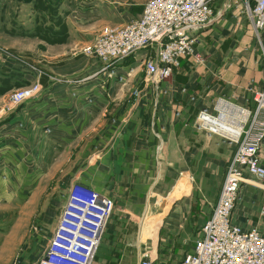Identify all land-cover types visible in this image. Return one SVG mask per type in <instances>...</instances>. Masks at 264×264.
<instances>
[{
	"label": "crops",
	"instance_id": "1",
	"mask_svg": "<svg viewBox=\"0 0 264 264\" xmlns=\"http://www.w3.org/2000/svg\"><path fill=\"white\" fill-rule=\"evenodd\" d=\"M215 11L213 21L195 32V55L182 59L173 74L158 83L148 81L145 75V59L155 53L151 47L111 65L95 56L69 54L68 48L57 47L51 52L45 74L35 78L43 90L27 102L30 106L20 105L0 120V262L4 258L5 236L12 235L20 241V229L6 230L3 226L4 202L17 200L9 198L10 187L20 189L15 178L27 166L30 168V163L26 165L20 157L19 140L28 139L31 148L38 135L47 138V151L62 150L60 158L65 159L69 153L66 143L76 140L71 146L76 148L75 155L71 153L75 163L64 160L53 167L63 174L62 182L69 184L68 174L76 170L82 174L78 181L111 195L116 202L96 253V264H139L147 249L154 264H179L193 250L218 202L237 148L228 138L199 129L198 115L204 108L216 110L219 99L254 110L252 89L264 88V52L246 14L245 0H216ZM68 25L73 36L75 28L69 20ZM260 38L264 43V29ZM8 97V92L2 95L0 104ZM117 104L123 105L113 113L112 135L105 144L98 138L94 147L95 142L92 144L82 134L84 126L79 127L78 121L77 125L71 123L76 115L82 122L92 115L98 116L92 120V128L102 126L101 117ZM154 135L163 141L162 152L156 151ZM11 150L17 154L13 159L5 156ZM260 155L264 161V137ZM104 172L117 177L97 179ZM249 180L240 187L232 220L264 233V181L255 176ZM93 194L110 213L113 204L107 199L105 204V197ZM154 199H158L159 206H153ZM155 228L161 232L177 230L181 242L190 239V247L184 248L187 252L174 260L165 256L157 246Z\"/></svg>",
	"mask_w": 264,
	"mask_h": 264
},
{
	"label": "rangeland",
	"instance_id": "2",
	"mask_svg": "<svg viewBox=\"0 0 264 264\" xmlns=\"http://www.w3.org/2000/svg\"><path fill=\"white\" fill-rule=\"evenodd\" d=\"M147 1L148 0H0V86L6 84L4 83L5 74L12 71L11 65H20L22 68L21 71L24 73L22 76H18L15 73L9 83H7L9 85L14 84V88L8 91L9 97L6 102L0 104V108L8 102L14 90L40 82V80H35V78L37 74L39 76L45 74L44 70H47L46 64L52 59L51 52L54 49L57 47L68 48V50H70L69 54L78 52L85 56H93L86 54L84 49L91 46L105 28L123 26L124 23L126 25V23L128 24L138 19ZM247 1L253 5L254 0H245V3H247ZM68 20L75 28L76 33H73V36H70L68 32ZM52 25L59 27L58 29L60 30L55 32ZM49 27H51V29L48 31ZM29 30H34L35 32L29 33ZM29 57H31V60ZM37 67H42L43 70L41 71L37 69ZM145 75L147 77V71ZM40 84L42 85L41 82ZM42 90L43 86L39 93ZM130 93L132 92H129V94ZM2 95H0V97ZM36 95L34 97H36ZM127 98H129V96ZM31 99L26 100L21 106H30L31 103L27 102ZM122 105L123 104L113 105L109 111L105 112L99 121V124H102V126L96 124V126L92 128V120L98 117H92V115L89 120L85 118L83 122L80 117L76 115L71 119V123L77 125V123L80 122L78 123L79 127L84 126L83 130H81L82 134L87 140L90 139L92 144L95 142L94 147L97 145L96 142L98 138H102L105 144L112 135L111 119H113V113ZM84 112L87 114L88 111ZM212 114L218 117L221 115L218 109L214 110ZM228 117L233 120L232 115H228ZM5 118L6 116L0 117V120L3 121ZM96 128H98V132ZM75 135L76 132L72 136ZM218 135L222 136L223 134L218 133ZM154 137H157L156 151L162 152L164 145L162 139L155 135ZM34 141L36 143L34 142V146L30 148V141L28 139L19 140V144H21L19 150L22 153L20 157L22 158V162H25L26 165L30 163V168L27 166V170L21 172L19 178H15V182L18 184L16 186L20 187V189L10 187L9 193L11 196H9V198L14 196L17 197V200L13 203V199L11 198V202L9 200L4 202L5 222L3 226L6 230L12 227L20 229L21 233L18 236L20 241L18 243L16 241L17 237L15 236H5L4 258L2 257L3 260L0 264H37L44 256L49 254L50 250L56 245L57 239L61 237V235L68 233L64 228L68 227L71 229L72 224L68 223V217H66L67 213H69L68 207L71 202L76 203L78 196H82L88 201L90 199V194L94 192L100 197H106V199H109L113 203L112 212L106 219L100 239L93 252L92 264H96V253L99 250L104 230L114 213L115 200L111 195H104L86 186L81 181H78V176L80 174L76 173V170L68 174L69 184H67V181L62 182L63 174L61 175V171H58V168L54 169L53 167H55L56 164L62 163L64 160H69L70 164L75 163V156L72 155H75L76 148L75 145H73V147L71 146L76 140L73 139V141H68L65 145L66 152L69 151L67 155L68 159H65V156L60 158L62 150L47 151V138L38 135ZM31 142L33 143V141ZM103 147H106V145ZM8 155L9 159H13L17 154L11 150V152L5 154V156ZM33 169H35L34 172H32ZM80 176H82V174ZM109 176V173L104 172L101 173L97 179L105 180L117 177H114V175ZM80 180H82V178H80ZM25 184H30V186H24ZM181 185L182 189H184V181L181 182ZM169 197L170 194L167 192L166 198ZM157 200L154 199L153 206L157 207ZM166 203L163 205L166 206ZM160 204H162V202H160ZM90 218L93 220V217ZM152 223H154V221ZM92 224L93 222L89 220L85 222L86 227H90ZM160 230L161 229L155 228L154 233L155 236L157 235L158 237L157 246L163 249L162 253H164L165 256L174 260L180 258L181 255L187 252L184 251V248L186 249V246L188 247L192 242L190 239L181 242L182 240H179V232H176L177 230L175 232L168 231V229H164L162 232ZM85 231L87 234L90 233L88 228H86ZM80 233L82 232L80 231ZM177 243H179V245H177ZM147 252H149L148 249L144 251V254ZM74 255L75 253L73 252V256ZM77 257L78 256H75V258Z\"/></svg>",
	"mask_w": 264,
	"mask_h": 264
},
{
	"label": "built area",
	"instance_id": "3",
	"mask_svg": "<svg viewBox=\"0 0 264 264\" xmlns=\"http://www.w3.org/2000/svg\"><path fill=\"white\" fill-rule=\"evenodd\" d=\"M215 1L148 0L138 19L123 26L105 28L95 42L84 49L85 53L99 58L106 65H111L141 49L151 47L155 53L145 59L147 80L158 83L171 76L174 68L181 65L182 59L195 55L198 41L195 32L213 21L216 15ZM246 14L264 52V43L260 38L264 29V0H254L253 5L247 1ZM120 80H123L122 76ZM41 89L42 85L37 82L14 90L8 102L0 108V117L12 113ZM252 91L256 102L254 110L240 107L225 99L218 101L219 103L225 100L241 109V112L247 113V118L240 122L237 135L224 134L206 123L207 116H216L207 108L201 110L198 115L199 129L221 133L236 143L237 148L228 165L218 202L204 223L202 234L195 241L193 250L187 253L179 264H264V233L258 228H245L232 220L241 185L249 183L250 176L264 181V161L260 155L264 137V88H253ZM236 108L232 112H236ZM92 197L93 193L86 201V198L78 196L76 203L71 202L66 216L68 223L72 224L71 229L64 228L68 233L61 235L49 254L37 264H92L93 252L98 242L89 260L87 258L95 241L94 227H97L101 220L105 225L112 212H107L100 199L97 204H91L88 208L87 204L92 201ZM89 209L92 212L88 211ZM261 212L264 214V203ZM90 217H93V220ZM86 220L92 221V226L86 227ZM79 226L82 232L80 234L76 233ZM86 228L89 229V234L86 233ZM75 256L80 258L75 259ZM139 264H154V261L146 253Z\"/></svg>",
	"mask_w": 264,
	"mask_h": 264
},
{
	"label": "bare ground",
	"instance_id": "4",
	"mask_svg": "<svg viewBox=\"0 0 264 264\" xmlns=\"http://www.w3.org/2000/svg\"><path fill=\"white\" fill-rule=\"evenodd\" d=\"M222 101L225 100H221L218 104H217V108L220 110V116H207V120L206 123L210 124L211 127H213L215 130H220L222 133L227 134V135H237L239 133V128H240V122L244 119L247 118V113H243L241 112V109L236 108L233 104L229 105V104H225ZM227 102V101H226ZM229 103V102H228ZM236 108V112H232V110ZM233 114H231V113ZM230 113V114H229ZM228 115H232V119L231 120ZM216 117V118H215ZM93 201L87 204V207L89 208L91 204H97L99 199L97 196H93ZM105 204L107 203V200H104ZM106 207V206H105ZM107 209V207H106ZM88 211L92 212L91 209H89ZM108 212V210H107ZM103 220L99 221L97 224V227H94V245L90 248L89 253H88V260L89 257L91 256L92 250H94L95 245L98 242V238L101 234L102 231V225H103ZM82 226V225H81ZM81 231V227L79 226V229L76 231V233H80ZM87 252V251H86ZM84 254L86 255V253L84 252ZM80 256H78L75 259H79ZM88 260H86V263H88Z\"/></svg>",
	"mask_w": 264,
	"mask_h": 264
},
{
	"label": "trees",
	"instance_id": "5",
	"mask_svg": "<svg viewBox=\"0 0 264 264\" xmlns=\"http://www.w3.org/2000/svg\"><path fill=\"white\" fill-rule=\"evenodd\" d=\"M52 28L54 29L55 32H58L60 29H58L59 27H55L52 25ZM33 29V28H32ZM51 29V27L48 28V31ZM34 33V30H29V33ZM54 33V32H52ZM55 34V33H54ZM11 65V64H10ZM69 66H71V63L68 64ZM21 66L20 65H11V72L6 73L5 75V80L4 83H6L5 85L0 86V95L5 94L6 92L12 90L14 88V84H7L9 83V81L11 80L12 76L16 73L18 76H22L24 75V73H22L21 71ZM21 74V75H20Z\"/></svg>",
	"mask_w": 264,
	"mask_h": 264
}]
</instances>
